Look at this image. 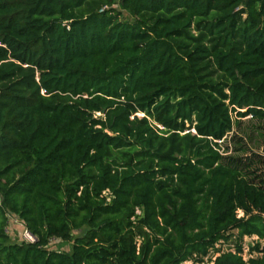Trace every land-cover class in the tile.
Here are the masks:
<instances>
[{"label":"trees","instance_id":"1","mask_svg":"<svg viewBox=\"0 0 264 264\" xmlns=\"http://www.w3.org/2000/svg\"><path fill=\"white\" fill-rule=\"evenodd\" d=\"M248 116L264 124V0H0V264H182L232 230L264 241V158L221 145Z\"/></svg>","mask_w":264,"mask_h":264},{"label":"built area","instance_id":"2","mask_svg":"<svg viewBox=\"0 0 264 264\" xmlns=\"http://www.w3.org/2000/svg\"><path fill=\"white\" fill-rule=\"evenodd\" d=\"M104 194L108 195V192H105ZM138 213L140 212L138 211ZM238 217H244L243 211H238ZM16 224L21 226L20 242L30 245H36L39 243V237L32 230H30L23 221L16 218L14 215H9V225L6 228V233L10 237L13 235ZM227 236L229 239H222L216 243L215 247L209 251L208 255L203 258L202 262H197L195 259H192L182 264H214V261L224 253L238 254L247 264L251 260L258 259L263 256L264 241L261 240L257 235H246L242 238H239L238 231L232 230L227 233Z\"/></svg>","mask_w":264,"mask_h":264},{"label":"rangeland","instance_id":"3","mask_svg":"<svg viewBox=\"0 0 264 264\" xmlns=\"http://www.w3.org/2000/svg\"><path fill=\"white\" fill-rule=\"evenodd\" d=\"M123 17L127 18V13L124 12ZM139 116L142 117L143 114H140ZM221 145L223 148H228L229 155L252 156L253 154H257L264 158V124L251 119L250 116L243 118L241 126L235 128L234 133H231L226 140L221 142ZM241 146L246 148V154H239L236 151L237 148ZM20 231L21 226L16 224L11 237L14 241L20 242ZM77 233L78 232H75V234ZM71 246V243L63 242L60 239H53L49 245V249L56 251H70Z\"/></svg>","mask_w":264,"mask_h":264}]
</instances>
